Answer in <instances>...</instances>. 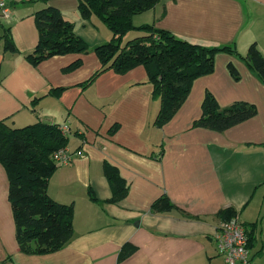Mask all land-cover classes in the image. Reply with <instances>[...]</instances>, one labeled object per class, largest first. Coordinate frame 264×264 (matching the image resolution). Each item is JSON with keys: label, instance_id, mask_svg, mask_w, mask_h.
Masks as SVG:
<instances>
[{"label": "crops", "instance_id": "1", "mask_svg": "<svg viewBox=\"0 0 264 264\" xmlns=\"http://www.w3.org/2000/svg\"><path fill=\"white\" fill-rule=\"evenodd\" d=\"M9 2L10 18H0V35L1 25L9 27L19 52L3 51L0 40V120L12 127L38 121L67 125L65 149L72 157L57 165L47 191L72 204L74 213L73 235L63 248L22 252L0 163V264H225L214 235L223 221L220 211L227 208L246 228L251 259L264 264V84L245 63L216 53L214 70L196 78L178 110L157 127L159 103L151 99L149 85L140 83L147 78L144 66L122 74L106 70L82 87L101 65L92 49L37 65L25 58L38 39L33 14L47 5L58 8L90 48L111 39L100 19L81 16L78 0ZM132 21L209 47L234 43L242 55L255 43L264 55V0H161ZM77 59L79 67L65 70ZM230 62L239 79L231 76ZM206 91L220 107L245 101L257 113L223 131L193 126ZM113 125L118 127L110 133ZM105 162L126 183L118 202L108 201ZM162 195L174 207L151 212ZM127 243L135 250L119 259Z\"/></svg>", "mask_w": 264, "mask_h": 264}, {"label": "trees", "instance_id": "2", "mask_svg": "<svg viewBox=\"0 0 264 264\" xmlns=\"http://www.w3.org/2000/svg\"><path fill=\"white\" fill-rule=\"evenodd\" d=\"M36 1L46 3L49 0ZM160 1L78 0L79 11L84 19L96 16L112 33L109 41L93 48L76 34L73 23L66 20L58 8L51 5L42 7L33 14L38 32L37 43L24 56L31 64L37 65L55 55L86 53L92 49L101 65L80 84L82 87L91 84L106 70L112 69L122 74L138 65L144 66L147 78L140 83L149 85L151 99L159 103L153 122L157 127L164 125L178 110L193 81L214 70L218 52L239 57L264 84V55L255 43L242 55L234 43L209 47L177 37L171 31L153 24L133 23L134 15L153 8ZM1 29L2 50L18 53L10 28L1 25ZM130 32L140 34L123 42ZM81 63L82 60L77 59L65 70H73ZM228 69L234 79H239V73L231 62L228 63ZM62 89H55L54 92L58 93ZM201 108L202 113L194 120L193 126L216 131H223L257 113L256 106L245 101H235L220 107L209 91L204 95ZM117 127L113 125L110 133H114ZM67 143L68 135L63 133L60 124L38 121L12 127L5 119L0 120V163L8 177V199L12 207L16 239L22 252L51 253L63 248L72 238L73 205L54 200L47 191L49 179L57 167L52 154L66 148ZM103 171L112 192L108 201H120L127 193L124 179L118 169L107 162L103 165ZM88 195L90 199L98 201L92 190H88ZM173 207L169 198L162 195L152 203L150 211L165 212ZM236 214L230 208L220 211L223 221ZM134 250L135 246L124 244L119 259Z\"/></svg>", "mask_w": 264, "mask_h": 264}, {"label": "built area", "instance_id": "3", "mask_svg": "<svg viewBox=\"0 0 264 264\" xmlns=\"http://www.w3.org/2000/svg\"><path fill=\"white\" fill-rule=\"evenodd\" d=\"M0 18L3 20L10 18L9 0H0ZM62 131L64 134L68 133L67 125H62ZM71 157L65 148L52 154L57 165L67 164ZM214 237L218 253L222 255L225 264H258L250 257L246 228L238 216L222 221Z\"/></svg>", "mask_w": 264, "mask_h": 264}, {"label": "rangeland", "instance_id": "4", "mask_svg": "<svg viewBox=\"0 0 264 264\" xmlns=\"http://www.w3.org/2000/svg\"><path fill=\"white\" fill-rule=\"evenodd\" d=\"M140 34V32H130L125 38H124V41L123 42H125L126 40H128V39H131V38H133V37H135V36H137V35H139ZM249 248V247H248ZM249 254H251L250 253V249H249ZM251 257V256H250Z\"/></svg>", "mask_w": 264, "mask_h": 264}]
</instances>
